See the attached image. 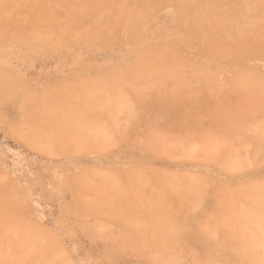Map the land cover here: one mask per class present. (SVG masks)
Wrapping results in <instances>:
<instances>
[{"label":"rangeland","instance_id":"1","mask_svg":"<svg viewBox=\"0 0 264 264\" xmlns=\"http://www.w3.org/2000/svg\"><path fill=\"white\" fill-rule=\"evenodd\" d=\"M133 4L109 30L104 10L1 6L0 192L22 224L0 222V264H264V0ZM156 49L182 82L140 64Z\"/></svg>","mask_w":264,"mask_h":264},{"label":"bare ground","instance_id":"2","mask_svg":"<svg viewBox=\"0 0 264 264\" xmlns=\"http://www.w3.org/2000/svg\"><path fill=\"white\" fill-rule=\"evenodd\" d=\"M41 2H48V1H52V0H40ZM54 2H56V3H60V4H62V5H67V4H71V5H75L77 8H79V10L82 12V13H85V14H97L100 10H104L106 13H107V17H106V25H107V28H106V30H109V25H111L112 24V22L113 21H116L118 18H121V19H123L124 21H130V20H133V19H138L140 16H141V8H139V7H134V4H133V0H53ZM182 1H184V0H182ZM234 1V0H233ZM260 1H262L263 2V0H260ZM177 2V1H176ZM189 2V1H188ZM5 3V0H3V1H0V8H1V6H3V4ZM192 3H193V1H192ZM233 3V2H232ZM254 3V2H253ZM177 4H178V2H177ZM190 5H191V3H189ZM197 5V4H196ZM245 5H246V3H245ZM256 5V4H255ZM175 6V5H174ZM183 6V5H182ZM184 6H188V5H184ZM208 6V5H207ZM234 6V5H233ZM237 6V5H236ZM246 6H248V5H246ZM177 7V6H176ZM191 7V6H190ZM194 7V6H193ZM196 7V6H195ZM198 7H200V6H198ZM231 7V6H230ZM57 8V7H56ZM197 8V7H196ZM236 9V8H235ZM240 9V8H239ZM147 10V9H146ZM255 10H257V9H255ZM212 11V10H211ZM254 11V10H253ZM67 12V11H66ZM191 12H193V11H191ZM147 14V13H146ZM256 14V13H255ZM200 15V14H199ZM188 16V15H187ZM202 16V15H201ZM220 18H219V21L221 22V23H224V24H228L229 23V21H231L234 17H235V15H234V13L232 12V11H226V12H224V13H221L220 15ZM255 16V15H254ZM194 18V17H193ZM195 19V18H194ZM201 19V18H200ZM169 20V19H168ZM210 20V19H209ZM214 20H216V19H214ZM249 20V19H248ZM163 21V20H162ZM191 21V20H190ZM195 21V20H194ZM206 21V20H205ZM202 22V21H201ZM210 22V21H209ZM261 22V21H260ZM193 23V22H192ZM197 23V22H196ZM195 23V24H196ZM235 23V22H234ZM256 23V22H255ZM264 23V22H263ZM194 24V23H193ZM175 25V24H174ZM179 25V24H178ZM183 25V24H182ZM206 25V24H205ZM230 25V24H229ZM231 25H233V24H231ZM241 25V24H240ZM222 26H224V25H222ZM227 26V25H226ZM262 26V25H261ZM194 27V26H193ZM206 27V26H205ZM230 27V26H229ZM229 27H227V28H229ZM157 28V27H156ZM187 28V27H186ZM184 29V28H183ZM195 29V28H194ZM197 29V28H196ZM201 29V28H200ZM248 29V28H247ZM246 29V30H247ZM251 30V29H250ZM249 30V31H250ZM258 30V29H257ZM262 30V29H261ZM252 32V31H251ZM187 33V32H186ZM242 33H244V32H242ZM258 33V32H257ZM157 34V33H156ZM160 34V33H159ZM166 34V33H165ZM162 35V34H161ZM175 35V34H174ZM208 35V34H207ZM239 35V34H238ZM242 35V34H241ZM256 35V34H255ZM142 36V35H141ZM245 36V35H244ZM148 37V36H147ZM146 37V38H147ZM184 37V36H183ZM186 37V36H185ZM208 37V36H207ZM248 37H250V35L248 36ZM7 39H8V37H6ZM138 38V37H137ZM141 38V37H140ZM161 38V37H160ZM240 38H242V37H240ZM262 38H264V37H262ZM133 39H134V37H133ZM132 39V40H133ZM135 40V39H134ZM159 40V39H158ZM162 40V39H161ZM184 40V39H183ZM208 40V39H207ZM226 40V39H225ZM255 40V39H254ZM262 41V40H261ZM164 42V41H163ZM184 42V41H183ZM187 42V41H186ZM185 42V43H186ZM212 42V41H211ZM231 42V41H230ZM246 42V41H245ZM16 43V42H15ZM127 43H130V42H127ZM227 43V42H226ZM23 44V43H22ZM44 44V43H43ZM131 44V43H130ZM153 44V43H152ZM157 44V43H156ZM156 44H155V46H156ZM175 44V43H174ZM192 44V43H191ZM211 44V43H210ZM137 45V44H136ZM235 45V44H234ZM115 46V45H114ZM129 46V45H128ZM152 46V45H151ZM160 46V45H159ZM173 46V45H172ZM171 46V47H172ZM193 46V45H192ZM209 46V45H208ZM218 47H219V50H220V54H225V53H227V52H229V51H231V52H235V53H241L239 50H237L236 49V46H228V45H223V44H221V45H217ZM75 47V46H74ZM130 47V46H129ZM163 47H164V45H163ZM174 47V46H173ZM204 47V46H203ZM167 48V47H166ZM210 48V47H209ZM128 49V48H127ZM133 49V48H132ZM146 49V48H145ZM203 49V48H202ZM134 50V49H133ZM132 50V51H133ZM197 50V49H196ZM200 50V49H199ZM1 51H2V49H1ZM189 51V50H188ZM187 51V52H188ZM201 51V50H200ZM209 51V50H208ZM127 52V51H126ZM190 52V51H189ZM210 52V51H209ZM217 52V51H216ZM219 52V51H218ZM4 53V52H3ZM122 53V52H121ZM191 53V52H190ZM206 53V52H205ZM124 54V53H123ZM180 54V53H179ZM182 54V53H181ZM188 54V53H187ZM192 54V53H191ZM229 54V53H228ZM134 55V54H133ZM132 55V56H133ZM194 55V54H193ZM212 55V54H211ZM210 55V56H211ZM232 55H235L234 53L232 54ZM238 55V54H237ZM135 56V55H134ZM184 56V55H183ZM182 56V57H183ZM213 56H214V54H213ZM241 56V55H240ZM252 56V55H251ZM259 57H261L260 55H258ZM1 57V56H0ZM72 57H74V56H72ZM127 57H128V55H127ZM130 57V56H129ZM190 57V56H189ZM264 57V56H263ZM125 58V57H124ZM133 58H135V57H133ZM199 58V57H198ZM234 58V57H233ZM248 58V57H247ZM262 58V57H261ZM6 59V58H5ZM128 59V58H127ZM209 59V58H208ZM240 59V58H239ZM251 59V58H250ZM256 59V58H255ZM188 60V59H187ZM221 60V59H220ZM229 60V59H228ZM231 60V59H230ZM125 61V60H124ZM138 61L140 62V64H144V65H149V64H158V65H162V66H168V68H162V69H160L159 68V73H161L163 76H165V77H172L173 79H175L176 81H178V82H182L183 80H184V77H183V74H182V61L180 60V59H178V58H176V57H174L173 55H171L168 51L166 52V51H164V50H160V49H156L155 51H152L151 53H146V52H142L140 55H139V59H138ZM216 60H214V62H215ZM225 61V60H224ZM223 61V62H224ZM128 62V61H127ZM136 62V61H135ZM193 62V61H192ZM198 62V61H197ZM203 62V61H202ZM207 62V61H206ZM234 62V61H233ZM232 62V63H233ZM243 62H245V60L243 61ZM24 63V62H23ZM195 63V62H194ZM217 63H218V61H217ZM238 63V62H237ZM246 63V62H245ZM134 64V63H133ZM203 64H204V62H203ZM206 64V63H205ZM222 64V63H221ZM224 64H226V66H228L227 65V63H224ZM229 64V63H228ZM231 64V63H230ZM190 65H193V64H190ZM200 65V64H199ZM209 65V64H208ZM238 65V64H237ZM236 65V66H237ZM243 65V64H242ZM241 65V66H242ZM209 66H212V65H209ZM232 66V65H231ZM234 66V65H233ZM120 67V66H119ZM213 67V66H212ZM238 67V66H237ZM244 67V66H243ZM250 67V66H249ZM134 68V67H133ZM192 68V67H191ZM207 68V67H206ZM217 68V66L215 67V69ZM222 68V67H221ZM220 68V69H221ZM246 68V67H245ZM3 69H4V67H3ZM197 69V68H196ZM227 69V68H226ZM243 69V68H242ZM250 69V68H249ZM145 72H148V68H146L145 70H144ZM202 71V70H201ZM222 71H224V69L222 70ZM221 71V72H222ZM227 71V70H226ZM231 71H232V69H231ZM249 71H251V70H249ZM259 71V70H258ZM11 72V71H10ZM254 72V71H253ZM214 73V72H213ZM224 73V72H223ZM227 73V72H226ZM238 73V72H237ZM236 73V74H237ZM256 73V72H255ZM225 74V73H224ZM231 74V73H230ZM238 74H240V73H238ZM11 75H12V73H11ZM15 75V74H14ZM155 75V74H154ZM153 75V76H154ZM200 75V74H199ZM256 75V74H255ZM157 76H158V74H157ZM226 76V75H225ZM231 76H232V74H231ZM264 76V75H263ZM2 77V79L4 78V76H1ZM7 77V76H6ZM5 77V78H6ZM19 77V76H18ZM192 77L194 78V79H197L198 78V76H196V75H192ZM200 78H201V76H199ZM205 77V76H204ZM220 77V76H219ZM221 77H222V74H221ZM203 78V77H202ZM231 78V77H230ZM16 79V78H15ZM112 79V78H111ZM156 79V78H155ZM4 80V79H3ZM11 80V78L10 79H8L7 78V82H9V81ZM219 80V79H218ZM14 81V80H13ZM121 81H123V80H121ZM206 81V80H205ZM223 81H225V80H223ZM19 82V81H18ZM232 82V81H231ZM244 82V81H243ZM256 84H259V82L258 81H254ZM262 82V81H261ZM4 83H6V81H4ZM10 83V82H9ZM205 83V82H204ZM249 83V82H248ZM252 83V82H251ZM2 84H3V82H2ZM7 84V83H6ZM16 84V83H15ZM17 84H19V83H17ZM121 84V83H120ZM243 84V83H242ZM128 85V84H127ZM221 85V84H220ZM97 86V85H96ZM95 86V87H96ZM249 86H252V85H249ZM5 87V86H4ZM7 87V86H6ZM14 87V86H13ZM257 87V86H256ZM12 88V87H11ZM15 88V87H14ZM7 89H9V88H7ZM13 89V88H12ZM130 89V88H129ZM126 90V89H125ZM224 90H225V88H224ZM129 91V90H128ZM229 91V90H228ZM263 92V89L262 88H260V93H262ZM123 93V92H122ZM133 93V92H132ZM228 93V92H227ZM230 93V92H229ZM93 94V93H92ZM130 95V94H129ZM222 96V95H221ZM65 97V96H64ZM226 97V96H225ZM65 100V99H64ZM24 103V102H23ZM64 104V103H63ZM181 104V103H180ZM226 104V103H225ZM23 106V105H22ZM172 106V105H171ZM174 106V105H173ZM178 106V105H177ZM64 107V106H63ZM66 107V106H65ZM167 107H169L170 108V106H167ZM180 108V107H179ZM186 108V107H185ZM70 109V108H69ZM74 110V109H73ZM165 110V109H164ZM186 111V110H185ZM73 112V111H72ZM85 113V112H84ZM177 113V112H176ZM175 114V113H174ZM180 115V114H179ZM184 115V114H183ZM182 116V115H181ZM105 117V116H104ZM59 122V121H58ZM60 126V125H59ZM180 130V129H179ZM47 138V137H46ZM70 139H71V137H70ZM71 140H73V139H71ZM71 142H73V141H71ZM120 142V141H119ZM45 147V146H44ZM151 168V167H150ZM200 175V174H199ZM252 183V182H251ZM222 186V185H221ZM24 204V203H23ZM161 208H162V206H161ZM151 209H153L152 211H151V213H154L153 214V216H155V220L156 219H160V218H164V216H163V213L161 212V211H163L164 209L162 208V210L159 208V207H152ZM0 222H2V223H7V221H9V220H12L13 219V221H14V218L16 217V215H17V210H16V208L14 207V205H13V203H12V198H11V196L9 195V194H7V193H4V192H0ZM165 212V211H164ZM168 215V214H167ZM18 216H19V214H18ZM17 216V217H18ZM169 216V215H168ZM172 216V215H171ZM170 216V217H171ZM19 218V217H18ZM152 219H154V217H151ZM16 219V222H17V218H15ZM164 219H166V218H164ZM164 219H160V221L163 223V224H166V223H164ZM124 220V219H123ZM19 221V220H18ZM158 221V220H157ZM20 223H21V219H20V221H19ZM19 224V223H18ZM22 224V223H21ZM0 225H1V223H0ZM22 226H24V225H22ZM9 227H11V225L9 226ZM8 229V228H7ZM14 229V228H13ZM23 229V228H22ZM21 229V230H22ZM30 230H32L31 228H29ZM10 229H8V231H9ZM12 230V229H11ZM30 230H28L27 229V234H26V232H25V234L23 235V237L24 238H21L20 240L21 241H19V243H28V242H32V243H30V245L32 244V245H34V244H36V245H38L40 242L36 239V238H34L33 237V235H31V233H30ZM21 232H23V230L21 231ZM20 232V233H21ZM2 233H4V232H0V241H1V239H3V236H2ZM263 233V232H262ZM254 234V233H253ZM257 234V233H256ZM5 235V234H4ZM132 237V236H131ZM19 238V237H18ZM4 240V239H3ZM23 241V242H22ZM228 241V240H227ZM233 241H235V240H233ZM237 241V240H236ZM235 241V242H236ZM6 242V241H5ZM35 242V243H34ZM240 243V242H239ZM2 244V243H1ZM0 244V245H1ZM5 244V243H4ZM29 244V243H28ZM27 244V245H28ZM40 245V244H39ZM1 247V246H0ZM29 247V246H28ZM32 247V246H31ZM40 247H41V245H40ZM37 247L35 246V249H36ZM1 249V248H0ZM208 249V248H207ZM3 250V249H2ZM34 250V249H33ZM44 250V249H43ZM61 250H63V249H61ZM180 250V249H179ZM48 251V250H47ZM6 252H8L9 254H10V252L9 251H6ZM41 252V251H40ZM103 252V251H102ZM221 252V251H220ZM1 253H3L4 254V252H2L1 251ZM7 253V254H8ZM38 253V252H37ZM50 253V252H49ZM9 254H8V257H9ZM39 254V253H38ZM218 254V253H217ZM40 255V254H39ZM1 256H2V254H1ZM12 255L10 254V257H11ZM212 256V255H211ZM9 257V258H10ZM40 257V256H39ZM4 258H5V255H4ZM49 258V257H48ZM222 258V257H221ZM3 259V258H2ZM12 259V258H11ZM10 259V260H11ZM170 259V258H169ZM190 259V258H189ZM226 259V258H225ZM0 260H1V258H0ZM9 260V261H10ZM43 260V259H42ZM8 261V260H7ZM227 261V260H226ZM1 262H2V260H1ZM45 262V261H44ZM240 262V261H239ZM5 263V262H4ZM9 263V262H8ZM15 263V262H14ZM47 263V262H46ZM1 264H3V263H1ZM6 264V263H5ZM227 264V263H226Z\"/></svg>","mask_w":264,"mask_h":264}]
</instances>
